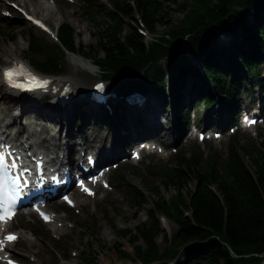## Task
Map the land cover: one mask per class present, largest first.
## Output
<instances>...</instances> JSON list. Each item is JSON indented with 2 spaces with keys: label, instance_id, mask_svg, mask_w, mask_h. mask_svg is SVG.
Wrapping results in <instances>:
<instances>
[{
  "label": "trees",
  "instance_id": "trees-1",
  "mask_svg": "<svg viewBox=\"0 0 264 264\" xmlns=\"http://www.w3.org/2000/svg\"><path fill=\"white\" fill-rule=\"evenodd\" d=\"M110 2L111 8L106 10L111 22L101 32L97 46H78L75 29L69 22L59 26L58 39L67 50L98 65L103 79L111 80L116 91L146 93L154 89L164 96L182 126L188 123L189 111L180 105L178 96L188 83L198 104L205 103L210 109L219 100L221 111L227 109L232 114L239 107L241 80L246 78L255 86L259 77L263 88L264 0ZM171 5L182 14L176 21L164 15L165 7ZM158 24L165 28L160 35L155 30ZM139 27L154 38H147ZM55 46L57 49L46 46L42 39L31 35L28 52L32 66L44 73L63 74L66 52L58 43ZM184 48L188 52H183ZM163 61L164 66H160ZM113 109L118 125L126 127L122 102ZM104 116V123L108 124L112 117L107 110ZM140 130L155 132L146 125ZM243 153L252 159L253 170L247 166ZM201 160L195 152L188 155L180 149L172 160V168L159 169L166 186L179 187L178 194L170 199L161 196L159 187H147L148 194L129 183L131 207L140 212L151 200L152 206L146 221L134 231H119L131 234L133 244L132 256L115 243L120 258L167 264L184 247L193 244L201 249L202 258L209 264H264V140L261 149L252 143L243 145L236 132L231 136L226 159L213 155L204 163ZM125 171L120 167L115 174L125 181ZM190 181L196 187L188 198L184 189ZM160 215L177 223L173 234L164 232ZM160 234L166 242L164 247L157 242ZM87 264H94V260L89 259Z\"/></svg>",
  "mask_w": 264,
  "mask_h": 264
},
{
  "label": "rangeland",
  "instance_id": "rangeland-1",
  "mask_svg": "<svg viewBox=\"0 0 264 264\" xmlns=\"http://www.w3.org/2000/svg\"><path fill=\"white\" fill-rule=\"evenodd\" d=\"M85 1L90 2V5ZM179 1L183 2L184 0ZM15 2L19 3L18 0H0V73L2 71V66L11 61L13 64L16 59H22L31 65L32 55L28 52V47L30 37L33 34L35 37L42 39L46 46L57 49V46H55L56 43H58L57 39L27 20L24 15L13 6ZM56 4H59L63 18L61 20L51 19L46 23L56 31L62 23L69 22L75 29V41L78 46L81 44L86 46H97L101 38V32L106 28V24L111 22L108 16V10H106L111 8L110 1L57 0L56 3H53L55 8H57ZM164 13L167 19L173 21L182 17V14L176 10L175 5L166 6ZM7 17L9 19H7ZM127 20L131 24L135 23L130 19ZM125 27L126 30H129L128 26ZM155 30L157 32L156 34L160 35L164 32L165 28L158 24ZM149 38L152 39L154 36L151 35ZM11 52L12 56L9 55ZM183 52H188L187 48H184ZM64 59L65 72L61 75H53L52 77H72L84 88L86 94L96 82L101 81L103 78L102 69L93 61L96 71L89 72L74 66L71 63L68 52L64 54ZM164 64L165 61L161 62L160 66H164ZM39 72L44 74V72ZM140 78H142L144 82L153 85L152 81L145 76H141ZM261 79H264V73L261 75ZM255 80V86H252L250 81L246 78L241 80L239 84L241 86L239 98L241 101L240 106L242 107H240V110L243 109L246 102L251 101L255 103V109L258 108L262 93L259 91L260 78L256 77ZM189 85L188 83L182 87L178 96V102L182 106H184L182 95L186 93V91L189 92L191 98L189 106H184L189 111V124L186 123L179 126L177 123L180 130H184L185 128V132L181 134L179 139L176 141L171 140L170 143H165L168 137L173 139L175 134H163L161 131H156V128L152 126L155 132H148L146 133V137L143 135L139 140L146 138L155 139L158 141L157 143L161 148L158 147L154 150L142 151L143 157L141 160H138L132 155V151L137 148L138 143L130 144L126 158L105 161V163H108L107 165L110 166H112V163H117L118 169L120 167L126 168L124 176L126 178L125 181L115 174L116 169H112L109 173L111 188H102V191L99 192L96 197L80 196V199L78 198V200H76L77 204L75 207H70L65 203L56 201L49 204V208L54 213L58 216H63L64 221L59 223L61 226L64 225L62 229L66 228L63 234L54 232L51 224L44 223L36 214L18 215L9 227V230L20 234L19 240L16 242L14 251L12 252V257L19 261L20 264H87L89 259H93L94 264H143L141 261L135 259L120 258L118 250L114 248L115 243H120L121 249L131 253L133 256V244L130 239L131 234H123L119 231H134L137 225L146 221L148 216L147 212L152 206L151 200L150 203L144 206L143 210L136 212L130 205L132 192L129 183L136 188L146 191L148 194L149 190L147 187H159L162 197L166 199L174 197L178 194L179 187L173 185L166 186L163 183V172L159 171V169L172 168L174 166L172 160L180 149L186 151L188 155H192V153L195 152L202 158V163L213 155H219L222 157V160L226 159L233 132L232 128L227 127V125L233 121L238 122L240 120L241 113L236 119H234L235 115L228 118V123L225 124V115L227 114H220L217 109H213L214 107L208 109L205 103L198 104L195 93L189 90ZM110 87L111 89L108 88V92L114 89L113 82L111 81ZM68 92L70 93L69 90ZM84 95L74 98L71 105L74 104L75 101H79V103L76 102L74 106H69V111L73 116L72 131L77 134V131L82 129L79 128L78 125H81L83 120L87 122L89 125L88 130L86 133H81L79 138L84 140L87 146L89 144L88 147L91 150H95L94 147L96 146H91V143L98 137L99 132H102L103 136L108 137H112L115 133L117 135L119 134L120 139L123 141L124 137H122V134L127 128V125L130 123L134 125L132 122V114L134 113H128L124 107L126 116L124 118V125L126 124V127L118 125L117 121L114 120L115 118H112L108 124H106L104 123L105 110L89 105V100L84 98ZM159 96L164 101V96ZM117 99H119V97ZM261 99L263 100L264 96ZM31 101L38 106L50 104L53 101V96L44 94ZM17 104V107H19L20 102ZM4 107V105L1 106V108ZM135 107L137 106L135 105ZM211 110H213L211 116L212 124L208 126L216 128L221 117L220 121L223 122L220 125H222L224 133L218 137L214 136L213 138H206L201 141L198 137L199 131L207 134L208 130L205 131L204 127ZM9 111L10 110H7V112ZM14 112H17V110H14ZM26 112L22 122L27 125V130L38 129L41 139L45 140V138H49L50 131L52 133L54 132L51 127L54 128V122L56 120L54 122L47 121L45 119L46 113L44 112V115L37 114V109L35 107H29ZM109 112L111 113L110 110ZM127 113L129 115H127ZM165 113L169 116L168 127L173 126V122L175 121L174 115H171L170 110H166ZM75 114L77 118H75ZM164 119L165 117L162 116V120ZM195 126L197 127L196 133H194ZM237 129L241 144L245 145L252 143L257 148H262V141L264 140V122L262 124L258 123L249 130H244L242 128ZM9 130L16 133L18 127L12 125ZM72 137L74 138L77 136L74 135ZM75 140H78V138H75ZM54 141H56V139L52 142ZM45 144L49 145L50 142L46 141ZM244 159L247 166L253 170L254 166L252 165L250 156L244 154ZM152 167L158 170H152ZM195 187V182L190 181L184 189V194L189 198V192ZM165 221L168 222L167 227L164 226L166 223ZM162 227L164 232L170 235L178 229V225L173 219H166L164 217H162ZM157 242L161 247L165 246L166 242L162 234L158 236ZM202 257L203 254L201 249L190 244L179 252L176 259L168 261L167 264H176L181 261H190L194 264H209L208 260Z\"/></svg>",
  "mask_w": 264,
  "mask_h": 264
},
{
  "label": "bare ground",
  "instance_id": "bare-ground-1",
  "mask_svg": "<svg viewBox=\"0 0 264 264\" xmlns=\"http://www.w3.org/2000/svg\"><path fill=\"white\" fill-rule=\"evenodd\" d=\"M19 3H17L19 6L23 7L28 11L29 13L37 16L38 18L48 21L51 19L61 20L63 18V14L61 13V9L59 7V4L57 5V8L53 6V3H56L57 0H18ZM51 31L49 34L54 38L55 32L53 31L52 27L49 25ZM150 36V35H149ZM14 53V52H13ZM9 53V55H11ZM70 60L71 63L83 70L89 71V72H95V65L92 61L82 57L79 54H71ZM12 56V55H11ZM15 59V58H14ZM18 61H14L12 64V61L4 66H2V71L0 73V135L1 138L8 144L11 145L13 149L18 150V153L21 155V158L25 161L32 159V156H38L42 155V158H44L46 161L47 168H60L65 166H71L73 165V162L71 158L75 155L78 156L77 160H81L84 162L83 159V153L85 154L87 151V145L84 140H81L79 136L81 133H86L88 130L89 125L87 122L81 123V125H78L79 128H82L80 131H77V134L72 131V121L73 116L71 112L69 111V107L66 105H61L58 103V94H53L55 98H57L56 102L52 101L50 104L45 105H36L31 100L34 98H39L41 95H44L45 91H24L21 89H15L10 87L8 84H6L3 73L4 70L19 64ZM25 65H28L26 62H24ZM262 83L264 85V79H262ZM54 84L58 85V87L67 88L71 93L74 94V98L82 97L84 94L86 95L84 88L78 83V81H75L72 77H53ZM252 89V88H251ZM187 90V89H185ZM263 88H260L259 91H263ZM50 92V91H49ZM84 95V96H85ZM183 98V105L185 107L189 106L190 103V95L189 92L186 91L182 95ZM20 102V106L17 107V103ZM240 105V101L238 102ZM4 105V108H1V106ZM137 107H139V110L142 109L144 113H146L145 119L149 122L147 123L148 126H154L156 128V131H161L163 134H175V137L173 139L171 137H168L165 141V143H170L171 140L176 141L181 137V134H183L185 131L180 130L178 128L177 122L175 117L173 116L172 109L166 105V103L162 100V98L159 95L156 94H147L145 102L143 104H136ZM29 107H35L37 109V114L42 115L44 112L46 113L45 119L50 122H54L55 125L52 130L54 132L52 133L50 131V137L45 138L46 141L50 142L49 145L45 144V140L40 138V131L38 129H32L27 130V125L22 122V119L24 118L26 111L29 109ZM242 107V106H240ZM244 108L248 109H254L255 103L253 101L246 102L243 106ZM10 110L7 112V110ZM170 110L171 115L174 117V124L173 126L168 127L169 122V116L166 115L165 111ZM213 109L219 110L218 107H214ZM14 110L17 112H14ZM94 111L93 109H91ZM90 110V112H91ZM11 112V113H10ZM240 112H238L239 114ZM213 114V110H211V113L207 119L206 126L212 124L211 123V116ZM44 115V114H43ZM170 115V116H171ZM162 116L165 117L164 120H162ZM229 116V115H226ZM17 126L18 130L16 133H13L9 130L10 126ZM63 130V131H62ZM62 131V132H61ZM62 134V135H61ZM98 137L93 140L91 143V146L94 147L95 150H93L99 158H101L102 162L110 161L112 159L117 158H125L127 156V150L129 149L130 144H137L140 137H146V133L138 128H136L135 124L132 123L127 125V128L123 132V136L125 137V141H122L119 137V134L116 133L112 137L103 136L102 132L98 133ZM76 135L77 137H72ZM162 136V135H161ZM84 137V136H82ZM75 138H78V140H75ZM52 142L53 140H55ZM89 146V144H88ZM90 146V147H91ZM92 152V151H91ZM93 153V152H92ZM135 161V160H133ZM80 197L74 198L75 200ZM62 203V202H61ZM53 219L50 223L52 230L58 234H63L65 229H62L64 227L61 226L59 223L64 221L63 216H58L56 214H52ZM164 224L165 227H167L168 222L165 221ZM4 226L0 227V238L3 232L6 231L3 230ZM10 227V225H9ZM19 234L18 232H15ZM20 235V234H19ZM16 242L13 243H3L0 245V264L7 263L6 259H3L6 255L12 253L14 251ZM9 258H12L9 256Z\"/></svg>",
  "mask_w": 264,
  "mask_h": 264
},
{
  "label": "snow or ice",
  "instance_id": "snow-or-ice-1",
  "mask_svg": "<svg viewBox=\"0 0 264 264\" xmlns=\"http://www.w3.org/2000/svg\"><path fill=\"white\" fill-rule=\"evenodd\" d=\"M39 23V21H37ZM43 27V25H40ZM5 81L12 87L15 88H21L25 90H33L35 88H43L46 87L47 81H41L39 78H37L35 75H33L31 72H29L23 65L14 66L12 68L4 70L3 73ZM23 78V81H21L20 78ZM5 167V162L3 155L0 154V170H2ZM12 167H15V164L12 165ZM13 183L15 184L16 181L13 180ZM11 197H8L4 201V214L0 215V221L10 219L12 212L10 211L8 205L12 203ZM14 236H8L6 240L8 242H11L14 240ZM4 241H0V245H2ZM11 264V262H9Z\"/></svg>",
  "mask_w": 264,
  "mask_h": 264
}]
</instances>
